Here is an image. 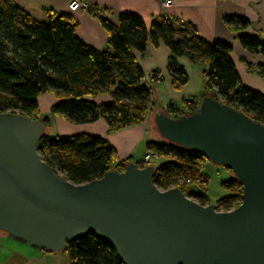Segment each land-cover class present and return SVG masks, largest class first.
Returning a JSON list of instances; mask_svg holds the SVG:
<instances>
[{"label": "water", "instance_id": "95a60500", "mask_svg": "<svg viewBox=\"0 0 264 264\" xmlns=\"http://www.w3.org/2000/svg\"><path fill=\"white\" fill-rule=\"evenodd\" d=\"M189 115L159 109L151 124L170 144L231 171L241 204L217 211L180 189H158L156 169L127 164L75 185L38 151L44 125L0 114V231L49 252L88 234L123 264H264V125L203 93Z\"/></svg>", "mask_w": 264, "mask_h": 264}, {"label": "trees", "instance_id": "16d2710c", "mask_svg": "<svg viewBox=\"0 0 264 264\" xmlns=\"http://www.w3.org/2000/svg\"><path fill=\"white\" fill-rule=\"evenodd\" d=\"M95 16L108 34L107 47L102 50L81 41L76 35V22L65 14H50L47 20L37 21L13 0H0V114L29 117L46 128L50 121L41 118L38 99L50 93L56 99L51 113L71 124L88 125L102 119L110 133L143 125L152 103L138 56L149 44L162 43L170 53L167 71L174 86L183 87L189 80L178 58L203 61L207 63L203 94L264 125V96L243 86L231 60L229 44L209 43L194 27L176 26L165 18L154 20L147 28L139 16L131 13L120 14L116 24L98 13ZM228 22L236 30L249 25L242 18ZM239 41L249 53L264 56V41L244 35L239 36ZM257 74L264 78L263 66L258 67ZM103 96L106 100L99 101ZM198 105L189 103V110L182 114L170 105L167 108L173 118H179L194 112ZM146 149L153 156L151 162L165 159L153 178L158 189L178 188L201 205L211 204L203 193L188 192L189 185H182L206 188L208 178L202 170L205 157L173 144L148 142ZM38 151L55 173L75 185L100 179L109 171L122 172L126 167L102 137L44 133ZM225 186L232 194L217 203L229 211L241 204L242 185L233 179ZM64 251L69 264H123L114 249L94 234L67 244Z\"/></svg>", "mask_w": 264, "mask_h": 264}, {"label": "crops", "instance_id": "0c3cea01", "mask_svg": "<svg viewBox=\"0 0 264 264\" xmlns=\"http://www.w3.org/2000/svg\"><path fill=\"white\" fill-rule=\"evenodd\" d=\"M13 1L37 21L47 20L50 14H65L71 17L76 22L77 37L97 50L107 47L108 34L95 16L96 13L102 19L114 24L117 23L120 14L131 13L139 16L147 28H150L154 20L162 18L176 26L190 25L195 28L202 39L209 43L220 41L229 44L232 47L230 57L243 86L264 96V78L257 74L258 67H264V56L249 53L239 41L240 35L264 41V0H170L171 3L167 8L163 7L165 0H80L87 7H81L76 11L69 9L71 0ZM233 18L245 19L249 25L244 29L236 30L235 25L228 22V19ZM169 55V50L164 44L159 43L157 46L149 44L145 53L138 56V61L145 74L144 82L148 86L152 83L158 85L160 81H163L159 88L167 89L172 101H182L186 110H189L187 107L189 103L198 104V93L201 91L197 92L196 85L193 83V65L184 57L178 58L177 62L185 67L189 80L183 87L174 86L167 71ZM188 97L193 100H186L185 98ZM151 98V111L143 125L110 133L108 125L102 119L93 124L74 125L58 117L60 135L85 134L106 138L117 151L120 161L126 162V165L135 163L139 166L138 163H141L147 154V143L156 139V136L150 135L146 128L151 123L154 111L159 109L168 117L173 118V115L167 112L169 105L165 104L162 109L157 108L152 94ZM98 100L103 101L106 98L103 96ZM55 102L56 99L52 94L41 95L38 99L40 113L44 116L49 114ZM177 110L179 114L184 113L183 110ZM135 155L139 158H135ZM60 262L69 264L68 254L64 250L49 252L38 249L28 243L19 242L0 231V264H60Z\"/></svg>", "mask_w": 264, "mask_h": 264}, {"label": "rangeland", "instance_id": "374dc122", "mask_svg": "<svg viewBox=\"0 0 264 264\" xmlns=\"http://www.w3.org/2000/svg\"><path fill=\"white\" fill-rule=\"evenodd\" d=\"M165 4V1L163 2V5ZM170 5V4H169ZM168 5V6H169ZM190 61V60H188ZM190 63H192L193 65V83H195L196 85V91L200 93L205 91V76L204 73L207 70V63H204L203 61L201 62H192L190 61ZM179 64V63H178ZM185 71V73L187 74V70L185 69V67H183L181 64H179ZM145 75V74H144ZM163 83V81L159 82L158 85H155V83L152 84H148V87L150 89V92L152 94V97L154 98V101L156 102V106L157 108H161L167 104L170 106H173L177 109L186 110L185 105L183 104L182 101L177 100L176 102L172 101V98L170 97L167 89L164 88H159L160 85ZM164 89V90H163ZM199 94V93H198ZM152 99V98H151ZM186 100H190L192 101L193 99L191 97L185 98ZM168 112V111H167ZM41 118L47 117L50 120V128L46 127L45 128V134L47 135H60V123L58 121V115L50 113L47 115H42L40 113ZM147 130L149 132V134H153L156 136V139H152V142H156L159 143L161 145L167 144L170 145V143L168 141H166L164 138H162L152 127V124H148L147 125ZM139 155V154H138ZM138 155H135V158H139ZM147 155V154H145ZM138 156V157H136ZM145 158V156H144ZM135 161L137 159H134ZM141 164H143V159L141 161ZM165 164V159L163 158H157L156 160H153L152 162L150 161L149 163L145 164V166H151L154 169H157L161 166H163ZM144 165V164H143ZM202 170L205 176H207L208 178V183L205 184L206 188H201L200 186H198L197 184H182V185H186L188 187V192L191 193H203L205 196H207V198L209 199L211 204H214L217 208L218 211L220 212H225L224 207L222 205H219L217 203V201L219 199L228 197L232 194L231 190H229L225 184L227 182H229L230 180H233L232 178H230L229 172L231 171L230 169L224 167V166H220V165H215L213 163H211L209 160H206L205 163H203L202 166ZM204 187V185H202ZM235 209V207H231V210ZM66 254V253H65ZM60 264H63V262H60Z\"/></svg>", "mask_w": 264, "mask_h": 264}, {"label": "built area", "instance_id": "2783aa9c", "mask_svg": "<svg viewBox=\"0 0 264 264\" xmlns=\"http://www.w3.org/2000/svg\"><path fill=\"white\" fill-rule=\"evenodd\" d=\"M170 3H171L170 0H165V4L163 5V7L167 8ZM81 7H86V4L82 3L80 0H71V3L69 5V9L71 11H76L80 9ZM152 158L153 156L150 154L145 155V158L143 159V164L145 165L149 163L152 160Z\"/></svg>", "mask_w": 264, "mask_h": 264}, {"label": "bare ground", "instance_id": "6f19581e", "mask_svg": "<svg viewBox=\"0 0 264 264\" xmlns=\"http://www.w3.org/2000/svg\"><path fill=\"white\" fill-rule=\"evenodd\" d=\"M191 199H193V198H191ZM194 201H196L195 199H193ZM197 202V201H196ZM198 203V202H197Z\"/></svg>", "mask_w": 264, "mask_h": 264}, {"label": "clouds", "instance_id": "9594fccd", "mask_svg": "<svg viewBox=\"0 0 264 264\" xmlns=\"http://www.w3.org/2000/svg\"><path fill=\"white\" fill-rule=\"evenodd\" d=\"M143 167H145V165H143ZM140 168H142V167H140Z\"/></svg>", "mask_w": 264, "mask_h": 264}]
</instances>
